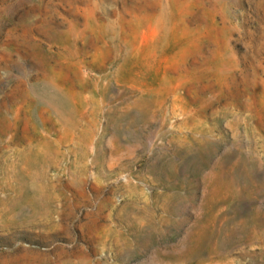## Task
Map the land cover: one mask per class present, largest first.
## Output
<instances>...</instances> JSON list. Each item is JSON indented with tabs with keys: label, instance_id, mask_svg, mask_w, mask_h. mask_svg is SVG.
<instances>
[{
	"label": "rangeland",
	"instance_id": "1",
	"mask_svg": "<svg viewBox=\"0 0 264 264\" xmlns=\"http://www.w3.org/2000/svg\"><path fill=\"white\" fill-rule=\"evenodd\" d=\"M0 264H264V0H0Z\"/></svg>",
	"mask_w": 264,
	"mask_h": 264
}]
</instances>
